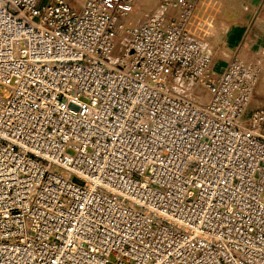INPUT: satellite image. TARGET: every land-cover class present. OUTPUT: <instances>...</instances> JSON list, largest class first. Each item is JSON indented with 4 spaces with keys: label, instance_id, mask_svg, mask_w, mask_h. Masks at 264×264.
I'll list each match as a JSON object with an SVG mask.
<instances>
[{
    "label": "built area",
    "instance_id": "obj_1",
    "mask_svg": "<svg viewBox=\"0 0 264 264\" xmlns=\"http://www.w3.org/2000/svg\"><path fill=\"white\" fill-rule=\"evenodd\" d=\"M41 1L0 0V264H264L261 57L215 71L199 0Z\"/></svg>",
    "mask_w": 264,
    "mask_h": 264
},
{
    "label": "crops",
    "instance_id": "obj_2",
    "mask_svg": "<svg viewBox=\"0 0 264 264\" xmlns=\"http://www.w3.org/2000/svg\"><path fill=\"white\" fill-rule=\"evenodd\" d=\"M199 0L194 11L192 20L197 11V15L203 16V19L195 20L194 29L209 26L214 32L216 38H222L230 47H233V53L237 52L244 57H261L260 75L257 88L254 93L253 106L264 103V0H240V6L243 10L242 15L235 18L230 15L232 23L215 22L214 17L204 15V10H212L209 5L203 6ZM220 2L219 6L236 5L238 0H213ZM198 9V10H197ZM246 10H250L247 12ZM234 18V19H233ZM202 29V28H201ZM200 30V29H199ZM218 52V51H217ZM220 52L214 55L213 67L215 71H220L225 66V61Z\"/></svg>",
    "mask_w": 264,
    "mask_h": 264
},
{
    "label": "rangeland",
    "instance_id": "obj_3",
    "mask_svg": "<svg viewBox=\"0 0 264 264\" xmlns=\"http://www.w3.org/2000/svg\"><path fill=\"white\" fill-rule=\"evenodd\" d=\"M44 1V0H42ZM41 1V2H42ZM72 3L76 6L79 7L82 0H71ZM203 6L205 5H209L211 7L212 10H204V15L206 16H210V17H214V21L221 23V22H227V23H232V19L230 17L233 16L235 18H238V15H242L241 13L243 12L241 6H240V0H238V2L236 3V5H225V6H219L220 2L217 1H213V0H207L203 2ZM146 10V9H144ZM198 10V9H197ZM143 9L140 7H138L137 9H135L134 11V15H132V18H139V16L142 14ZM247 12H249L250 10H246ZM197 11L195 12L194 15V21L192 22L193 26H195L196 21L198 19H203V16H198ZM234 19V18H233ZM202 28V29H201ZM199 27L196 31L197 34H200L201 37L204 39L205 42H207L210 46L213 47V53L214 55L218 52H220V54L222 55L221 57L223 58V60L225 61V65L228 62V60L231 58L232 54H233V47H230L229 44L226 41H223L222 38H216L214 36V32L212 31V29L209 26H205V27ZM200 29V30H199ZM119 36L123 37L125 36L124 34V30L119 29ZM218 51V52H217ZM213 55V57H214ZM254 105V103L252 104Z\"/></svg>",
    "mask_w": 264,
    "mask_h": 264
}]
</instances>
